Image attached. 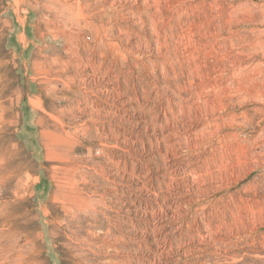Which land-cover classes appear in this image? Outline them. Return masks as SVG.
<instances>
[{"label":"rangeland","instance_id":"obj_1","mask_svg":"<svg viewBox=\"0 0 264 264\" xmlns=\"http://www.w3.org/2000/svg\"><path fill=\"white\" fill-rule=\"evenodd\" d=\"M0 107V264H264V0H0Z\"/></svg>","mask_w":264,"mask_h":264},{"label":"bare ground","instance_id":"obj_2","mask_svg":"<svg viewBox=\"0 0 264 264\" xmlns=\"http://www.w3.org/2000/svg\"><path fill=\"white\" fill-rule=\"evenodd\" d=\"M2 108V107H0ZM3 109V108H2ZM2 114V113H1ZM2 117V115H1ZM7 217V216H6ZM6 219V218H5ZM2 220V219H1ZM4 227V226H3ZM0 247H4L7 255H9V252H12L13 256H14V250L17 249L19 250V236L17 234V232H13V231H8V232H3L0 229ZM25 249V248H24ZM16 250V251H17ZM3 251V250H2ZM18 252V251H17ZM17 255H19V252L17 253ZM4 256V255H3ZM22 257V256H21ZM2 262V261H1Z\"/></svg>","mask_w":264,"mask_h":264}]
</instances>
